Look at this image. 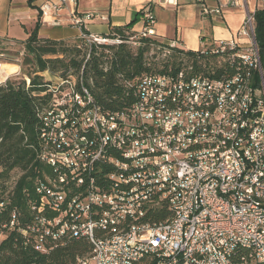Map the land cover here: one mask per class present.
<instances>
[{
	"label": "built area",
	"instance_id": "obj_1",
	"mask_svg": "<svg viewBox=\"0 0 264 264\" xmlns=\"http://www.w3.org/2000/svg\"><path fill=\"white\" fill-rule=\"evenodd\" d=\"M196 1L204 16L245 11L237 37L212 47L216 60H225L221 73L217 61L205 72L174 65L189 49L157 40L150 7L142 28L124 39L91 33L88 22L98 15L80 11L78 0L41 4L43 24L78 30L86 61L100 45L149 40V56L170 63L126 80L135 101L119 110L86 89L85 65L79 78L45 79L52 100L40 115L36 149L50 171L36 178L27 214L14 206L0 224V246L15 232L23 247L40 253L72 237L87 240L90 249L68 264H264V64L255 33L264 0L253 9L249 0H217L214 8ZM217 190L231 191L230 201L215 199ZM8 206L0 201V215ZM109 229L117 237L105 238Z\"/></svg>",
	"mask_w": 264,
	"mask_h": 264
},
{
	"label": "trees",
	"instance_id": "obj_2",
	"mask_svg": "<svg viewBox=\"0 0 264 264\" xmlns=\"http://www.w3.org/2000/svg\"><path fill=\"white\" fill-rule=\"evenodd\" d=\"M133 24L112 27L108 36H121L128 39L133 34ZM256 40L260 47V57L264 64V8L256 13ZM10 41L11 45L3 42ZM16 42L0 38V53L12 49ZM25 46L22 60V73L27 75L31 82L25 79L15 80L8 78L0 83V185L14 169L24 171L21 175L13 195L8 198L0 194V201L8 199L9 206L0 215V224L9 220V214L14 206L22 213L28 212L29 194L33 196L35 179L42 176L43 171H50L37 153L38 132L41 127L40 115L52 100V93L42 74L49 71L51 74L68 78L80 77L84 67V85L92 93L94 99L105 108L112 110L123 109L135 101L131 89L126 87L125 81L134 80L143 73L164 70L170 63L161 65L149 64L145 53L149 50L150 41H144L139 47L127 43L119 45H100L101 48L92 53L86 61V50L78 40H57L39 35V25L28 39L18 42ZM112 53L105 52V48ZM211 46L204 52V48L194 51H185L173 59L174 65L186 63L198 68V71L209 70L217 61V72L226 70L225 60H216L211 52ZM108 67V68H107ZM228 70H232L228 68ZM1 189V188H0ZM159 216H164L160 213ZM22 237L12 232L6 235L0 246V264H68L75 260L78 254L90 249L85 239L70 238L65 246H58L48 253H40L31 247H23Z\"/></svg>",
	"mask_w": 264,
	"mask_h": 264
},
{
	"label": "crops",
	"instance_id": "obj_3",
	"mask_svg": "<svg viewBox=\"0 0 264 264\" xmlns=\"http://www.w3.org/2000/svg\"><path fill=\"white\" fill-rule=\"evenodd\" d=\"M44 1L0 0V38L24 42L39 25V35L42 37L77 40L78 30L69 25L56 30L45 28L40 18V6ZM206 2L210 8L217 5V0ZM249 5L253 9L257 1L249 0ZM147 7L156 17L155 34L158 41L168 43L177 40L194 51L210 48L217 41L236 38L245 18L244 9L231 7L225 8L221 15L204 16L202 5L196 0H78L80 11H94L98 15L88 22V30L104 36L111 33L112 27L127 24H133L131 31H139L143 23L142 11ZM262 8L264 6H259V9Z\"/></svg>",
	"mask_w": 264,
	"mask_h": 264
},
{
	"label": "rangeland",
	"instance_id": "obj_4",
	"mask_svg": "<svg viewBox=\"0 0 264 264\" xmlns=\"http://www.w3.org/2000/svg\"><path fill=\"white\" fill-rule=\"evenodd\" d=\"M47 30H56L59 29V27H52V26H47L45 27ZM105 34V33H104ZM6 45H11L12 42L10 41H4L3 42ZM11 43V44H9ZM133 47L134 44H129ZM149 51H151V49H149ZM146 56H149V52H146ZM25 54V46L23 44H19V43H15L14 45H12V49H9V51H6V53L1 54L0 53V62L1 63H7L10 65H14V67H18V71L16 72H12V71H8V70H3L0 73V82H3L5 79L7 78H11V79H15V80H21V79H25L26 81L28 76L22 73V60ZM148 61H151L152 65H161L162 63H165L166 61L159 59V60H154L152 59V57L149 56V59H147ZM16 64V65H15ZM6 71V72H5ZM48 72L46 73L45 78L46 79H52L53 82H58L59 79L54 78L53 74H51L49 71H45ZM44 73V72H43ZM24 173V171L20 170V169H14L12 170L9 175L7 177H4L2 179L1 185H0V194L3 195V197H9L14 193L15 190V186L17 184V181L19 180V178L21 177V175ZM36 181V179H35Z\"/></svg>",
	"mask_w": 264,
	"mask_h": 264
},
{
	"label": "bare ground",
	"instance_id": "obj_5",
	"mask_svg": "<svg viewBox=\"0 0 264 264\" xmlns=\"http://www.w3.org/2000/svg\"><path fill=\"white\" fill-rule=\"evenodd\" d=\"M15 69L16 67H14V65H10L7 63L0 64V73L3 70H8L13 72L15 71ZM184 82H192V75H184ZM216 109H224V102H216ZM97 132H98V124H90L89 133H97ZM215 199L221 201H230L231 191L217 190L215 192ZM214 216L222 217V209H214ZM115 237H117V229L105 230V238H115ZM184 252H192V245H184ZM237 264H245V262H237Z\"/></svg>",
	"mask_w": 264,
	"mask_h": 264
},
{
	"label": "water",
	"instance_id": "obj_6",
	"mask_svg": "<svg viewBox=\"0 0 264 264\" xmlns=\"http://www.w3.org/2000/svg\"><path fill=\"white\" fill-rule=\"evenodd\" d=\"M15 71H16V72L18 71V67H16ZM15 71H14V72H15Z\"/></svg>",
	"mask_w": 264,
	"mask_h": 264
}]
</instances>
